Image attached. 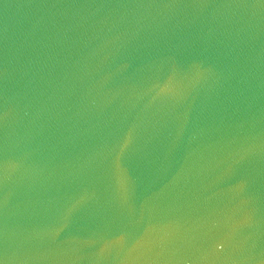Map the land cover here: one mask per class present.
I'll list each match as a JSON object with an SVG mask.
<instances>
[{
	"label": "water",
	"instance_id": "obj_1",
	"mask_svg": "<svg viewBox=\"0 0 264 264\" xmlns=\"http://www.w3.org/2000/svg\"><path fill=\"white\" fill-rule=\"evenodd\" d=\"M0 264H264V0H0Z\"/></svg>",
	"mask_w": 264,
	"mask_h": 264
}]
</instances>
